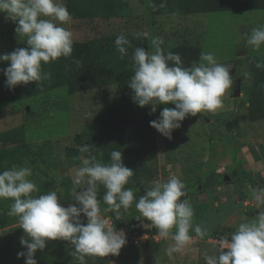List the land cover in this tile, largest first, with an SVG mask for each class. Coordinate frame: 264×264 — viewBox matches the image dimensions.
I'll return each mask as SVG.
<instances>
[{
  "label": "rangeland",
  "instance_id": "1",
  "mask_svg": "<svg viewBox=\"0 0 264 264\" xmlns=\"http://www.w3.org/2000/svg\"><path fill=\"white\" fill-rule=\"evenodd\" d=\"M179 11L168 6L161 14L152 15L150 0H123V8L114 14L71 18L60 25L72 33L70 57L78 63L103 64L122 77L134 74L135 48L145 45L147 52L155 53L152 42L157 37L163 40V50L183 42H201L203 52H211L218 62L231 66L233 77V86L225 92L223 105L214 114L201 112L189 116L181 128L174 130L171 139L156 129L144 138L142 173L139 182L131 185L137 198L157 182L178 177L193 193L186 199L194 209L193 227L199 224L206 228L207 236L200 239L190 229L192 242L169 256L167 249L174 244L172 234L176 229L171 230L168 238H161L150 221L137 219V199L127 210L121 208L118 216L117 212L109 214L100 204L101 216H110L117 231L146 232L149 239L140 246L127 241L118 255L109 254L104 260L93 257L95 264H205V253L220 254L219 244L211 240L213 237H230L241 222H251L264 211V206H258L254 198V193L264 189V119L248 118V93L260 86L261 79L250 74L246 66L248 56L264 54V44L255 50L246 43V34L264 25V9ZM15 26L0 13V54L28 47L26 40L15 33ZM121 34L131 41L123 59L115 45ZM9 64L2 61L0 68ZM41 71L50 76L12 90L6 87V77L0 72V171L14 165L30 167L33 173L30 179L39 188L32 195L56 190L61 196L60 203L67 207L75 203L73 190L80 187L73 183V170L82 166L85 158L79 157L76 164L70 162L66 147L76 146L77 139H85L92 118L100 110L132 100L133 92L130 88L119 91L117 82L112 81L107 86L69 94L65 72L56 68V61L42 63ZM234 90L237 96H233ZM164 107L174 105L171 102L158 105L154 120ZM236 172L242 179L236 178ZM224 174L230 180H222ZM215 175H220L221 183L214 182ZM80 191L78 188L77 193ZM13 202L11 198H0V231L19 224L18 217L8 215ZM7 241L11 243L0 247V253L6 251L3 264H24V257H17L24 249L20 238ZM62 243V240L47 241L45 249L35 254L38 264H66Z\"/></svg>",
  "mask_w": 264,
  "mask_h": 264
},
{
  "label": "clouds",
  "instance_id": "2",
  "mask_svg": "<svg viewBox=\"0 0 264 264\" xmlns=\"http://www.w3.org/2000/svg\"><path fill=\"white\" fill-rule=\"evenodd\" d=\"M0 13L16 25L15 33L28 45L0 54V62H10L6 68H0L10 90L48 78L50 74L41 71L42 63L71 56L72 33L60 26L71 20L63 0H0ZM152 43L155 53L140 47L134 50V74L129 80L131 98L140 107L151 105L149 114L156 113L158 105L169 102L174 105L164 107L157 119L149 121L151 127L171 139L174 130L181 128L189 116L201 112L214 114L222 107V97L233 86L231 66L218 62L211 52H201L198 62L185 67L178 53L165 54L162 38L157 37ZM246 43L258 50L264 44V25L246 34ZM115 45L123 59L131 41L121 34L116 37ZM80 151L89 155L83 159L82 166L73 170V183L80 187L73 190L75 203L67 207L60 203L61 196L56 190L32 195L39 188L30 179L33 175L30 167L14 165L0 171V198L14 201L8 215L18 217L24 231L20 244L25 250L18 252L17 257H24L25 264H38L35 254L37 250L43 251L49 240L69 242L78 264H86V257L118 255L127 243L125 232L117 231L102 218L97 192L99 185H103L106 189L103 202L107 210L117 212L118 216L121 208L127 210L136 199L133 190L125 187L134 175L133 170L124 164L119 150L110 153L111 162L107 164L91 155L87 144ZM78 188L82 189L79 193ZM183 196H186L185 184L172 176L167 182L146 188L135 205L137 219L150 221L161 238H168L171 230L176 229L172 234L174 244L167 249L169 256L192 242L190 229L200 239L207 236L206 228L199 224L193 227L194 209L188 200L180 199ZM254 198L258 206H264V189L254 193ZM219 248V255L204 254L205 264H264V211L251 222H241L230 237H221Z\"/></svg>",
  "mask_w": 264,
  "mask_h": 264
},
{
  "label": "trees",
  "instance_id": "3",
  "mask_svg": "<svg viewBox=\"0 0 264 264\" xmlns=\"http://www.w3.org/2000/svg\"><path fill=\"white\" fill-rule=\"evenodd\" d=\"M65 5L74 19H89L104 13L114 14L123 8V0H65ZM168 6L175 11L184 13L235 11V10H262L264 0H150V14H161ZM146 50V46L144 45ZM178 53L185 67H190L194 61L198 62L199 55L203 52L201 42H183L164 50ZM173 62H170V64ZM247 69L252 75L261 79L260 86L248 93V118L251 121L264 119V57L255 53L247 57ZM260 65V67H257ZM56 68L63 70L66 75L65 83L69 94L85 91L97 87L107 86L112 81L117 82L118 90L124 91L129 87L131 77H122L115 70L96 63H77L72 57H60L56 60ZM29 84L33 85L34 82ZM150 108L140 107L132 100L113 103L100 110L88 127L84 140H76V146L66 147V155L70 162L76 164L79 157L87 158L89 153H82L80 148L87 144L97 160L110 163V153L113 150L122 152L124 164L133 170V177L126 188H131L133 183H138L142 173L143 157L146 150L144 138L151 134L155 128L149 121L154 120ZM238 173V172H236ZM239 177V178H238ZM237 179H242L238 173ZM215 183H221L220 175L213 178ZM106 189L99 185L97 198L100 204L108 209L103 202ZM187 199L193 193L191 188H185ZM145 194V193H144ZM144 194L139 195L136 199ZM109 214L115 211L107 210ZM16 221V223H18ZM86 222V219H85ZM72 247V246H71ZM74 252V248L72 247ZM75 254V252H74ZM106 257H99L104 260ZM93 257H86V264H95Z\"/></svg>",
  "mask_w": 264,
  "mask_h": 264
},
{
  "label": "crops",
  "instance_id": "4",
  "mask_svg": "<svg viewBox=\"0 0 264 264\" xmlns=\"http://www.w3.org/2000/svg\"><path fill=\"white\" fill-rule=\"evenodd\" d=\"M202 49H203V47H202ZM260 55L262 57H264V54H260ZM0 233H1V235H0V247H6L8 244L11 243V242H8L7 240H15L16 241V239L20 238L19 236L24 235V231L22 228H20L19 224L15 225L13 227H9L7 229H3L2 231H0ZM62 242H63L62 245H63V254H64L63 257L65 258L64 261H66V264H70V263L71 264H78V261L74 259L75 254L72 250L70 243L67 241H62ZM24 250L25 249H22L21 251H24ZM4 253H6V251L3 252V250L0 253V264H3V260H4L5 255H6Z\"/></svg>",
  "mask_w": 264,
  "mask_h": 264
},
{
  "label": "built area",
  "instance_id": "5",
  "mask_svg": "<svg viewBox=\"0 0 264 264\" xmlns=\"http://www.w3.org/2000/svg\"><path fill=\"white\" fill-rule=\"evenodd\" d=\"M102 218L109 221V224L113 226L112 218H110V216L104 215ZM125 234H126V240L136 246H140L141 244L146 243V241L149 239V236L146 232H140L138 234H131V233L126 232L125 230ZM211 240L214 243L219 244L220 238L215 236Z\"/></svg>",
  "mask_w": 264,
  "mask_h": 264
},
{
  "label": "water",
  "instance_id": "6",
  "mask_svg": "<svg viewBox=\"0 0 264 264\" xmlns=\"http://www.w3.org/2000/svg\"><path fill=\"white\" fill-rule=\"evenodd\" d=\"M237 95H238L237 90H234V91H233V96H237ZM26 109L28 110V106H26ZM222 180H224V181H228V180H230V177H229L227 174H224Z\"/></svg>",
  "mask_w": 264,
  "mask_h": 264
}]
</instances>
